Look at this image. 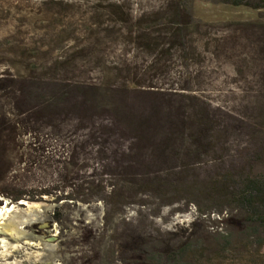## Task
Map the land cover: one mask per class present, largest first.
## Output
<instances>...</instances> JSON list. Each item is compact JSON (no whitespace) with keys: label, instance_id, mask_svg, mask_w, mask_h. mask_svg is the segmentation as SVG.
<instances>
[{"label":"trees","instance_id":"trees-1","mask_svg":"<svg viewBox=\"0 0 264 264\" xmlns=\"http://www.w3.org/2000/svg\"><path fill=\"white\" fill-rule=\"evenodd\" d=\"M190 1L162 0L136 11L117 0L85 2L89 17L81 27L68 26L64 56L39 66L27 62L36 51L22 55L26 76H11L5 86L0 78V102L7 100L10 108L6 118L0 103V198L35 202L70 189L75 193L65 200L102 203L108 212L121 213L149 197L169 206L188 196L200 215L236 214L228 221L237 233H217L213 254H258L264 247V176L216 169L230 126L202 95L210 86L204 79L219 60L238 69L254 60L264 65V25L229 24L219 35L218 26L194 21ZM215 1L264 11V0ZM41 5L56 20L74 9L62 0ZM249 30L256 32L252 53L245 44ZM89 72L96 75L92 82L79 81L77 75ZM32 134L56 148L30 163L50 181L26 186L17 149ZM94 163L100 174L81 180ZM208 165L215 174L200 181L196 172ZM198 250L186 243L164 257L150 252L144 261L199 264Z\"/></svg>","mask_w":264,"mask_h":264},{"label":"rangeland","instance_id":"rangeland-1","mask_svg":"<svg viewBox=\"0 0 264 264\" xmlns=\"http://www.w3.org/2000/svg\"><path fill=\"white\" fill-rule=\"evenodd\" d=\"M44 1L47 0H0V78L4 81L1 86L7 85L11 76H26L22 55L30 50L36 52L27 54L28 64L39 66L64 56L61 48L66 47L69 39L68 26L85 25L89 17L85 2L94 0H62L73 4L74 9L61 11L63 18L58 20L47 18L48 6L41 5ZM117 1L136 11L162 0ZM189 12L196 22L218 26L219 35L226 32L223 27L229 24L264 25V11L222 5L215 0H191ZM255 33L249 30V43H245L251 53ZM254 61L248 62L247 69L217 61L213 73L208 74L209 80L204 79L210 86L203 89L202 95L230 126L228 142L223 147V163L215 164L216 169H242L245 173L249 169L252 177L264 176V65L262 61ZM95 76L89 72L80 73L77 78L89 82ZM0 94L5 96L4 91ZM7 102L1 100V114L10 118ZM54 148V142L45 137L24 136L17 149L24 163L16 166L25 169L20 181L26 186L49 182L51 177L35 171L30 163L54 153ZM212 165L199 168L196 175L200 181L215 174ZM96 166L90 165L83 172L85 178L81 174V180H91V175L100 174L102 169ZM71 193L75 190L66 189L60 195L35 202L12 203L0 198V207L6 205L10 210L7 218L0 221L3 223L0 228L6 229L0 230V264H148L144 261L148 253L164 257L186 243L197 244L199 264H264V247L256 256L242 253L241 259L231 254L220 259L213 254L217 233H237V228L228 221L236 215L234 211L200 215L196 201L186 196L169 206L161 199L149 197L141 205H129L121 213H110L102 203L84 205L65 200ZM197 201L202 203L200 210L206 209L203 202Z\"/></svg>","mask_w":264,"mask_h":264},{"label":"bare ground","instance_id":"bare-ground-1","mask_svg":"<svg viewBox=\"0 0 264 264\" xmlns=\"http://www.w3.org/2000/svg\"><path fill=\"white\" fill-rule=\"evenodd\" d=\"M10 213V210H9V207L8 206H6L5 205V207H0V221H3L5 218H7V214H9ZM0 225H3V223L1 222L0 223ZM4 228V227H3ZM7 228V227H6ZM2 228H0V230H1ZM3 230V232H4V230H6V229H2ZM6 232V231H5ZM10 233V232H9ZM9 245V244H8ZM25 245V244H24ZM7 246V245H6ZM10 246V245H9ZM17 246V245H16ZM3 248H5V247H3ZM9 249V248H8ZM7 249V250H8ZM7 250H5L6 252H7Z\"/></svg>","mask_w":264,"mask_h":264}]
</instances>
